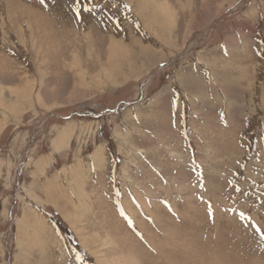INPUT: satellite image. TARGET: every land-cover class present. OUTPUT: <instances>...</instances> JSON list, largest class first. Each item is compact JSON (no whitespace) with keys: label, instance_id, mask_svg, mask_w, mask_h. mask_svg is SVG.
<instances>
[{"label":"rangeland","instance_id":"374dc122","mask_svg":"<svg viewBox=\"0 0 264 264\" xmlns=\"http://www.w3.org/2000/svg\"><path fill=\"white\" fill-rule=\"evenodd\" d=\"M0 264H264V0H0Z\"/></svg>","mask_w":264,"mask_h":264}]
</instances>
